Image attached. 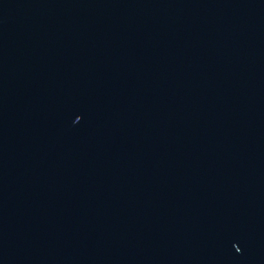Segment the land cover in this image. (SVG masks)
Returning <instances> with one entry per match:
<instances>
[{
  "label": "water",
  "instance_id": "water-1",
  "mask_svg": "<svg viewBox=\"0 0 264 264\" xmlns=\"http://www.w3.org/2000/svg\"><path fill=\"white\" fill-rule=\"evenodd\" d=\"M8 2L9 0H0V13L2 12V10L7 5Z\"/></svg>",
  "mask_w": 264,
  "mask_h": 264
}]
</instances>
